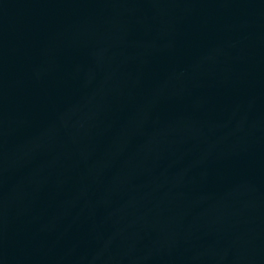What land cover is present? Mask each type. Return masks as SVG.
<instances>
[{
  "label": "water",
  "instance_id": "95a60500",
  "mask_svg": "<svg viewBox=\"0 0 264 264\" xmlns=\"http://www.w3.org/2000/svg\"><path fill=\"white\" fill-rule=\"evenodd\" d=\"M0 264H264V0H0Z\"/></svg>",
  "mask_w": 264,
  "mask_h": 264
}]
</instances>
